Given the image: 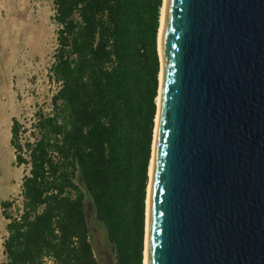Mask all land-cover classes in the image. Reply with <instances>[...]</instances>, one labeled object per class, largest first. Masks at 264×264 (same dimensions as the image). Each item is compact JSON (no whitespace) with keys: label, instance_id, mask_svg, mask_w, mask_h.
Instances as JSON below:
<instances>
[{"label":"trees","instance_id":"obj_1","mask_svg":"<svg viewBox=\"0 0 264 264\" xmlns=\"http://www.w3.org/2000/svg\"><path fill=\"white\" fill-rule=\"evenodd\" d=\"M163 0H53L51 113L12 119L16 166H27L0 264H102L88 223L104 224L113 264H143L146 198ZM97 224V222H96ZM98 225V224H97ZM99 226V225H98Z\"/></svg>","mask_w":264,"mask_h":264},{"label":"water","instance_id":"obj_2","mask_svg":"<svg viewBox=\"0 0 264 264\" xmlns=\"http://www.w3.org/2000/svg\"><path fill=\"white\" fill-rule=\"evenodd\" d=\"M145 264H264V0H166Z\"/></svg>","mask_w":264,"mask_h":264},{"label":"rangeland","instance_id":"obj_3","mask_svg":"<svg viewBox=\"0 0 264 264\" xmlns=\"http://www.w3.org/2000/svg\"><path fill=\"white\" fill-rule=\"evenodd\" d=\"M53 0H0V203L13 200L8 209L18 215L21 182L27 166L14 164L10 144L12 119L31 127L38 112L51 113V97L57 83L50 78L56 47V25L51 16ZM86 212L102 264H113L104 224L94 221L92 202ZM7 220L0 205V261Z\"/></svg>","mask_w":264,"mask_h":264},{"label":"bare ground","instance_id":"obj_4","mask_svg":"<svg viewBox=\"0 0 264 264\" xmlns=\"http://www.w3.org/2000/svg\"><path fill=\"white\" fill-rule=\"evenodd\" d=\"M166 0H163V5L161 8V17H160V27L158 32V50L160 52V38H161V31H162V19L164 14V8H165ZM161 61V68L159 73V91L157 96V114L155 118V127H154V140H153V149H152V156L150 160V167H149V182L147 186V198H146V234H145V245H146V237H147V230H148V198H149V191H150V180H151V173H152V167H153V159H154V152H155V143H156V131H157V125H158V119H159V108H160V92H161V85H162V77H163V62H162V56H160ZM143 264H145V249H144V260Z\"/></svg>","mask_w":264,"mask_h":264}]
</instances>
